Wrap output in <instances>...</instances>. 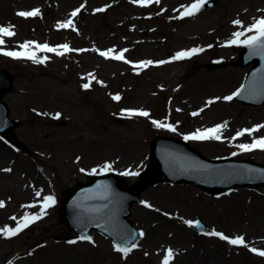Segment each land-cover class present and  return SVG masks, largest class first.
<instances>
[{"label": "rangeland", "instance_id": "374dc122", "mask_svg": "<svg viewBox=\"0 0 264 264\" xmlns=\"http://www.w3.org/2000/svg\"><path fill=\"white\" fill-rule=\"evenodd\" d=\"M208 1L214 2L211 7L181 17L195 0L147 5L135 0H0V27L11 26L14 32L0 35V48L23 52L20 46L34 41L56 49L30 45L36 60L0 56V70H8L15 81L5 102L11 118L20 121L11 144L0 138V152L5 151L0 158V264H163L168 249L173 251L169 264H176L178 249L200 261L218 242L226 254L224 264L238 259L240 264H264V257L250 251L264 250V231L250 240L246 228L252 216L264 218V187H238L216 197L195 185L157 184L141 194L143 205L131 209L130 219L144 235L126 256L96 231L91 241L70 243L77 234L61 209V193L87 182L89 173L135 172L125 175L129 185L135 184L150 163L156 137L186 140L210 159L264 164V150L238 147L264 137V129L237 136L264 124V106L223 99L240 89L251 68L237 65L242 44L229 41L235 32L244 33L241 40L256 34L246 28L264 18V0ZM33 9L40 10L38 16L17 15ZM69 20L72 25L60 27ZM64 44L73 51L59 47ZM193 48L202 51L174 59ZM109 49V57L99 54ZM124 49L123 60L111 58ZM144 61L153 63L137 66ZM212 62L225 65L210 69ZM117 95L120 99H113ZM141 110L149 115L132 114ZM218 124L224 125L219 140L185 139ZM106 164L111 169L104 170ZM47 196L55 204L45 208ZM233 215L237 222L229 218ZM26 216L40 219L10 235L7 230L16 229ZM197 219L208 227L204 234L185 223ZM212 231L242 236L245 245L206 234Z\"/></svg>", "mask_w": 264, "mask_h": 264}, {"label": "water", "instance_id": "95a60500", "mask_svg": "<svg viewBox=\"0 0 264 264\" xmlns=\"http://www.w3.org/2000/svg\"><path fill=\"white\" fill-rule=\"evenodd\" d=\"M239 64L254 63L237 97L244 105H264V52L253 54L243 47ZM220 65L213 64L211 69ZM14 89L13 76L0 71V135L8 137L18 125L9 117L10 109L3 101ZM153 161L140 180L128 186L126 178L110 174L90 177L62 193L61 209L67 224L78 237L90 236L92 230L110 238L115 245L131 247L139 235L129 219L134 203L142 201L141 194L159 183L195 185L207 194L230 193L238 187L255 189L264 187V165L253 160L216 161L204 157L188 143L175 138L158 137L151 145ZM222 166H219V165Z\"/></svg>", "mask_w": 264, "mask_h": 264}, {"label": "snow or ice", "instance_id": "6c2138e0", "mask_svg": "<svg viewBox=\"0 0 264 264\" xmlns=\"http://www.w3.org/2000/svg\"><path fill=\"white\" fill-rule=\"evenodd\" d=\"M135 2L141 4V5H147L150 3H159V0H135ZM208 3V0H195V3H192L191 5H189L185 11L183 13H181V17L183 16H192L195 13L199 12L201 10V8ZM104 9H96V11H103ZM80 9H76L71 15L72 16H76L79 13ZM40 10L39 9H33L31 11H20L17 13L18 16L20 17H35L39 15ZM235 24L239 25L241 22L239 20L234 21ZM70 25H72V21L69 20L64 24H61L60 27L62 28H66L69 27ZM10 27H0V35H6V36H12L14 35V32L10 30ZM247 32H255V35H249L247 36L246 39L241 40L240 37L244 35L243 32H235L233 33V36L235 37V39H232L229 41L230 44H243L246 45L247 47H249L250 49L253 50V54H256L258 52H264V18H261L259 20H257L255 23H253L252 25L248 26L246 28ZM4 41L0 40V45H3ZM30 45H34L37 49L41 50V51H47V52H55L56 49L53 47H50L48 44H36L34 41L31 42H26L23 45H21L20 47L22 49H24L23 52H12V51H7V52H3L4 55L7 56H11L14 58H26V59H30V60H36V53L34 51H30ZM59 47L63 48L65 52H70L73 51V49H71L69 47V45L64 44V45H60ZM79 51H83V50H79ZM128 51L127 49H124L123 52H121L119 55H115L112 56L111 58L116 59V60H123L124 59V52ZM202 51V49H196L193 48L191 50L188 51H182V52H178L176 53L174 59H182L186 56H191L196 54L197 52ZM113 52V49H109L106 52H100L99 54L101 56L104 57H109L110 53ZM58 55H63V52H58ZM46 59V58H45ZM39 62H43V60H40ZM152 61H144L141 62L140 65H137L138 67H143L145 64H152ZM160 63H165V61H161ZM84 88H88L89 85L88 84H84L83 85ZM240 95V91L238 90L237 92L233 93L230 96H225L223 97L224 100L226 101H231L233 99L234 96H239ZM113 99L115 100H119L120 97L114 96ZM217 99H220L219 97ZM208 103H212V101H209ZM131 111V110H130ZM132 114L135 115H139V116H148L149 113L146 111H134L132 112ZM45 115H47L45 113ZM193 115H197V113H193ZM60 114L57 113L56 116L54 118H59ZM152 123L154 125H156L157 127H168L171 130H175L172 125H164L159 121H152ZM224 127V125H216L213 128H209L206 129L204 131H200L197 130L196 133H193L190 136H186L185 139H196V140H206V139H220V136L218 135V133L221 131V129ZM260 129H264V124L262 125H257L254 128L251 129H244L241 132H237V136H241L244 135L245 133L251 134L253 132H256ZM239 148H241L243 151H251L253 149H261L264 150V137L255 139L251 144H239L238 145ZM236 153H233V155H235ZM111 169V165L110 164H106L104 166V170H108ZM5 171H9V169H5ZM83 171V169L81 170ZM96 170L93 169V172H95ZM122 175H137V173L135 172H124L122 173ZM37 195H39V193H37ZM53 204H55V199L53 196H47L44 197V207H50ZM4 204L2 201H0V207H3ZM148 207H151L150 205H146ZM15 219V218H13ZM40 219L39 216H32V217H24V222L22 224H19L18 227L16 229H8L7 231L9 232L10 235H15L18 231H21L24 228H27L29 223L34 222L35 220ZM186 224L192 225L193 221H185ZM198 224V222H197ZM207 235H212V236H217L219 237L221 240L227 241L229 244L232 245H245V238L242 236H237L235 238H229L228 236H226L225 234L221 233V232H216V231H212L209 233H206ZM140 236H143L144 233H140ZM80 239L82 240H89L91 241V237L90 236H81ZM70 243H75V241H70ZM132 247H135V245L133 244L131 247H120L117 246L116 247V251L117 252H121L123 253L125 256L132 250ZM250 251L256 253L257 255H260L262 257H264V250H258L256 248H251ZM173 255V251L172 249H168V255L165 258L163 264H169V260L172 258Z\"/></svg>", "mask_w": 264, "mask_h": 264}, {"label": "bare ground", "instance_id": "6f19581e", "mask_svg": "<svg viewBox=\"0 0 264 264\" xmlns=\"http://www.w3.org/2000/svg\"><path fill=\"white\" fill-rule=\"evenodd\" d=\"M5 151L0 152V158H3ZM264 217V216H261ZM229 218H235V222H237L238 217L234 215ZM235 225V224H233ZM246 228L248 229L247 237L250 240L255 239V236L260 232L264 231V218L259 219L256 216H252L251 220L247 222ZM223 244L216 243L214 248L210 250L207 257L201 258L200 261L196 260L195 257L191 254H188L186 251H178V260H176V264H224V260L226 259V254L223 252ZM242 260H236L237 264H240Z\"/></svg>", "mask_w": 264, "mask_h": 264}]
</instances>
